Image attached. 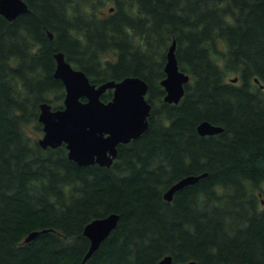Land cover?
I'll return each instance as SVG.
<instances>
[{"label":"trees","instance_id":"obj_1","mask_svg":"<svg viewBox=\"0 0 264 264\" xmlns=\"http://www.w3.org/2000/svg\"><path fill=\"white\" fill-rule=\"evenodd\" d=\"M25 1L16 18L0 14V264H264V0ZM173 39L190 74L179 102L161 84ZM58 51L92 82L149 83V127L109 166L29 132H43L42 102L64 106ZM205 119L224 129L200 134ZM112 212L117 226L83 262L85 225Z\"/></svg>","mask_w":264,"mask_h":264},{"label":"water","instance_id":"obj_2","mask_svg":"<svg viewBox=\"0 0 264 264\" xmlns=\"http://www.w3.org/2000/svg\"><path fill=\"white\" fill-rule=\"evenodd\" d=\"M28 9L25 0H0V14L10 20ZM50 36H53L51 32ZM55 58L54 75L63 81L66 89L64 106L54 108L47 101L40 104L38 119L43 124V134L38 138V143L44 148L65 143L68 156L80 165H111L118 155V145L137 138L149 127L152 108L147 98L149 83L139 75H128L120 80L108 79L101 83L92 82L84 70L67 60L64 52H56ZM165 72L166 76L161 79L166 91L164 99L179 102L185 93V84L190 80V74L179 66L176 39H173L168 49ZM108 88H113V96L105 101L101 95ZM197 129L205 135L218 133L224 128L205 119L199 122ZM205 175L206 172L180 178L165 191V198L172 200L176 191ZM118 220L119 214L112 212L94 218L85 225L84 234L89 237L90 245L83 262L117 226ZM39 232H30L26 240L35 238ZM172 263L173 256L167 254L157 264ZM181 264H195V261ZM227 264L250 263L230 261Z\"/></svg>","mask_w":264,"mask_h":264},{"label":"rangeland","instance_id":"obj_3","mask_svg":"<svg viewBox=\"0 0 264 264\" xmlns=\"http://www.w3.org/2000/svg\"><path fill=\"white\" fill-rule=\"evenodd\" d=\"M108 7H109V5H108L107 8H106V13L108 12ZM234 77H237L235 73L230 74L227 78H228L229 80L232 79L233 81H235V80H234ZM237 78H238V77H237ZM237 80H238V79H237ZM237 80H236V81H237ZM29 132H30L31 135H32L34 138H36L37 140H38V138L41 137L42 134H43V132H42L40 129H38L37 127H35L34 125H30V127H29ZM262 191H263V192H259V196H260V198L262 199V204H264V183L262 184Z\"/></svg>","mask_w":264,"mask_h":264}]
</instances>
